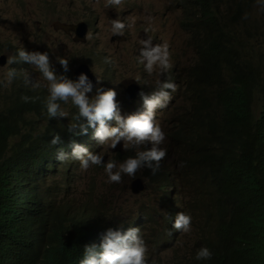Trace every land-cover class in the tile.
<instances>
[{
	"label": "clouds",
	"instance_id": "obj_1",
	"mask_svg": "<svg viewBox=\"0 0 264 264\" xmlns=\"http://www.w3.org/2000/svg\"><path fill=\"white\" fill-rule=\"evenodd\" d=\"M172 1H158L157 5L164 4L173 13L182 11L180 28L194 56L184 60L183 52H179L173 65L168 44L154 45L153 37L145 36L151 29L145 28L141 32L144 39L136 45L139 62L149 75L165 73L150 89L149 80L138 76L121 77L115 84L110 79L103 81L93 55L79 59L74 50L69 51L68 42L102 47L106 41L114 46L115 55L122 42L131 39L126 31L130 25L120 19L111 21L107 37L108 19L87 3L44 0L41 26L23 40L0 41L14 54L0 55L6 56L1 67L11 65L4 78L0 77V96H16V87L22 85L27 89L20 95L24 108L27 106V118L34 119L41 112L62 122L59 128H37L29 121L20 124L10 134L1 158L5 185L0 197L4 189L22 193L20 203L13 206L33 229L31 246L49 257L38 264H201L216 255L219 222L215 197L230 189L247 190L250 179L244 173L230 175L213 157L192 151L184 125L193 99L204 88L242 87L246 97L253 94L252 116L245 118L243 109L237 116L240 125L252 134L256 167L264 168V0ZM128 2L144 11L147 0H105L104 7L122 10ZM207 7L213 22L233 36V52L220 57V80L214 84L197 70L208 57L206 46H198L186 26L187 16ZM176 22L177 18L164 16L163 25L168 30ZM249 35L259 43L247 53L239 43ZM96 56L104 59L103 55ZM110 57H105L109 77L113 73ZM225 118L229 126H234L231 115ZM1 134L0 129V143ZM38 139L43 142L48 163L30 176L28 150ZM78 164L83 171L96 167L105 172L108 183H122L128 176L135 196L157 183L168 199L166 230L174 240L150 253L142 214L120 204L102 206L95 197L99 195L97 186L86 197L77 193L68 176ZM43 201L68 211L71 220L66 227H83L84 239L78 240L66 231L62 239L54 241L53 233L42 229L39 210ZM0 232H7L3 223ZM241 242L232 238L234 261L244 254L243 264H255V253L236 251ZM15 250L17 256L25 258V264H32L27 251Z\"/></svg>",
	"mask_w": 264,
	"mask_h": 264
},
{
	"label": "trees",
	"instance_id": "obj_2",
	"mask_svg": "<svg viewBox=\"0 0 264 264\" xmlns=\"http://www.w3.org/2000/svg\"><path fill=\"white\" fill-rule=\"evenodd\" d=\"M186 26L192 40L198 46H206L207 49L208 57L204 64L197 65L198 72L207 75L209 84L216 83L220 80V57H226L233 52V36L230 30L227 31L220 24L213 22L211 9L208 7L187 16ZM252 37L255 36H244L239 43L242 51L250 53L253 45L259 43L257 39L254 42L250 40ZM16 91V96L13 93L0 96V129L1 140L3 139L0 143V189L5 185L1 158L8 148L10 134L17 131L20 124L28 121L37 128H47V125L59 128L62 125L61 121L49 119L41 112L34 119L27 118L25 110L27 106L24 108L20 97L27 93V89L18 85ZM252 99L253 94L246 97L242 87L204 88L193 99L190 117L184 125L193 152L213 157L230 175L235 172L244 173L250 179L247 190L230 189L215 197L218 206L216 219L219 222L217 253L212 259L201 264H243L244 254H239L234 261L232 238L242 241L236 251H246L245 254L255 253V264H264V168L256 167L257 157L252 134L240 125L237 116V111L241 109L244 110L245 118L252 116ZM227 115L233 117L234 126L227 124L225 118ZM262 120L264 121V108ZM28 151L31 158L28 162L32 165L28 174L31 176L35 172H40L41 166L48 162L41 140L33 141ZM21 199L22 193H16L14 189L11 191L4 189L0 197V228L2 223L7 226L5 235L0 232L1 264H25V258L17 256L15 248L27 251L32 264L49 259L41 250L31 246L30 232L33 229L27 218L13 206L19 204ZM39 215L42 229L45 232L51 231L56 242L65 236L66 231L68 235L78 240L84 239L86 235L83 227H73L72 230L70 226L66 227L71 220L70 213L55 207L52 202L43 201ZM229 215L235 216L229 218Z\"/></svg>",
	"mask_w": 264,
	"mask_h": 264
},
{
	"label": "rangeland",
	"instance_id": "obj_3",
	"mask_svg": "<svg viewBox=\"0 0 264 264\" xmlns=\"http://www.w3.org/2000/svg\"><path fill=\"white\" fill-rule=\"evenodd\" d=\"M43 1L0 0V41L23 40L41 26ZM71 1L87 3L97 8L109 21V28L106 32L107 37L111 34V21L113 19H120L126 25H130L126 31L131 35V39L129 38L127 41L122 42L123 45L120 51L115 55H113L115 52L114 46L106 41L102 47H96L93 44L73 46L71 43H67L69 51L72 52L74 50L79 59H83L89 54L95 57L96 71L103 81L110 79L115 84L121 77L138 76L144 80H149L148 89H150L155 87L158 79L162 80L165 73L161 76L157 73L149 75L145 71L143 64L139 62L136 53L137 43L144 39L141 32L145 28L151 29L148 34L145 33V36L148 38V35H151L154 45L168 44L173 65L175 57L179 56V52H183L182 57L184 60L194 56L192 47L187 43V35L180 28L179 18L182 16V11L178 9L173 13L164 4L158 6L157 2L162 0H147L144 11L139 10L132 2L124 4L122 10H117L105 8V0ZM164 1L167 4L173 3L172 0ZM165 15L177 18L175 27L172 30H168L163 25ZM58 43L61 45L62 41L58 39ZM50 51L57 55L55 47H51ZM2 53H7L11 57L14 56L13 51L7 45L0 44V55ZM97 54L103 55L104 59L98 58ZM105 57H110L112 60L111 68L113 73L111 77L105 72ZM10 66L8 65V68ZM8 68L0 66V77L4 78ZM68 180L72 183L77 193H81L83 197H86L97 186L99 195H95V197L101 200L102 206L112 207L120 204L125 208L138 212V214H142L146 218L144 236L148 241L150 253H154L159 247L168 245L174 240L172 235L166 230V217L169 208L168 199L164 190H160L157 183L152 184L145 193L135 196L130 190L131 180H129L128 176L123 177L122 183H108L105 172L100 171L96 167H90L87 171H83L79 164L74 166L68 176Z\"/></svg>",
	"mask_w": 264,
	"mask_h": 264
},
{
	"label": "water",
	"instance_id": "obj_4",
	"mask_svg": "<svg viewBox=\"0 0 264 264\" xmlns=\"http://www.w3.org/2000/svg\"><path fill=\"white\" fill-rule=\"evenodd\" d=\"M6 63V56L5 55H2L0 57V64L4 65Z\"/></svg>",
	"mask_w": 264,
	"mask_h": 264
}]
</instances>
